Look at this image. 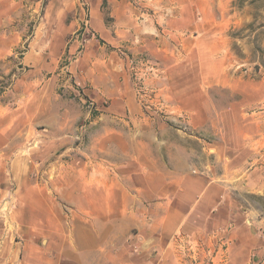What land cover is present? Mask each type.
I'll use <instances>...</instances> for the list:
<instances>
[{"label": "rangeland", "instance_id": "obj_1", "mask_svg": "<svg viewBox=\"0 0 264 264\" xmlns=\"http://www.w3.org/2000/svg\"><path fill=\"white\" fill-rule=\"evenodd\" d=\"M124 5L135 7V27ZM87 6L84 0H0V150L13 151L9 163L18 170L19 160L28 161L30 180L52 197L62 219L58 230L74 247L70 256L54 243V259H203L197 249L217 246L216 237L176 235L162 244L149 237L152 228L163 230L167 200L152 201L149 193L160 191L146 186L154 175L170 177L163 165L168 150L184 163L185 149L189 161L200 169L212 165L218 183L227 185L233 213L224 242H242L252 250L249 264H264V0H102V20L119 25L113 45L88 29ZM60 30L72 38L57 42ZM144 45L158 48L159 56L141 52ZM172 76L180 96L190 90L187 109L166 103ZM127 88L136 92L139 114L118 115L112 105ZM240 133L245 144L230 154L208 145ZM157 167L159 174L144 171ZM11 187L2 200L3 226L16 206L9 204Z\"/></svg>", "mask_w": 264, "mask_h": 264}, {"label": "crops", "instance_id": "obj_2", "mask_svg": "<svg viewBox=\"0 0 264 264\" xmlns=\"http://www.w3.org/2000/svg\"><path fill=\"white\" fill-rule=\"evenodd\" d=\"M84 1L88 2V29L98 39L113 45L116 41L114 37L116 31H113V29L114 27V30L119 29V25L116 22L112 27L107 26L102 20L104 15L102 0ZM111 1L113 0H109V2ZM116 7L115 5L112 6L113 12H116ZM123 8L126 12H131L132 15L129 17L132 18V25L135 27V7L124 5ZM45 18H47V11L44 12L42 21ZM40 25V23L37 25L33 39L37 38ZM69 31H61L59 34H55L54 38L57 39V42H67L68 38H72L70 37L72 34ZM75 42L77 41L73 40L69 46L70 52L73 51ZM139 50L146 54L149 50L153 57H158L160 53L158 48L151 45H144ZM174 80L175 76H172L170 82H168L170 84L167 85L166 103L171 104L170 107L172 109H187L189 107L187 100L192 97L188 95L190 90L184 91L183 95L180 96V91L176 92L173 90L175 88L173 85ZM157 83L155 82L152 87L159 88ZM121 95L120 102H117V104L112 103V105H115L114 109L119 108L118 115L127 113L139 114L140 109L137 106L136 92L132 88H127L124 93L123 91L121 92ZM244 139L245 135L240 133L234 139L227 140L222 137L220 142L208 145L214 148L215 153L230 154L232 150L243 148ZM12 152L0 150V212H2L4 207V201L2 202V200L5 198L6 191L12 185L13 191L9 195L12 201L9 198V204L10 206L16 204L15 207L10 209L11 214H8V224L6 226H3L2 219H0V264H61L54 259V243L60 242L59 244L62 246L60 248L65 246L70 256L74 252V247H69L68 245L70 241L67 233H63L62 229L58 230L62 226V219L59 217L47 189L30 180L31 164L26 160H19L21 170H18L15 166L16 163L10 165L9 160L13 154ZM184 153L186 154L185 164L176 159L175 152L170 154L168 150L169 158L163 162V165L168 167L167 170L170 177L167 180H163L162 177L154 175V180L152 182L149 181L146 186L151 191H160L149 193L152 201L155 202L158 199L167 200L163 216L160 217L163 230L155 234V228H152L149 231V237H151L153 243L161 240L160 244L165 239H176V235L186 239L216 237L217 246H212L213 248L200 246L197 249L196 254L202 253L204 257L198 262L195 260L196 264H213L216 261H221L220 263L222 264H249L252 250L248 246L242 242L234 245H227L224 242V239L227 238L230 216L233 213L229 208L231 202H227L225 195L227 185L218 183L221 180L217 179L215 174H213L212 165H203V168L200 169L197 162L189 161L190 154H188V151L184 149ZM218 155L220 156L221 154ZM144 171L151 174L153 172L159 174V172L163 171V168L157 167L147 170L144 168ZM6 174H9V176ZM160 179L163 181H159ZM108 203L111 204V201H108ZM54 239H57V242ZM164 251L163 246L159 247L158 245L156 248L157 254ZM189 253L192 252L189 251ZM225 253H228V257L225 259L221 257L220 259V255L225 256ZM194 256L197 257L196 255ZM163 261V259L159 260V257H154L149 259L147 263L163 264ZM181 261L180 259L179 262Z\"/></svg>", "mask_w": 264, "mask_h": 264}]
</instances>
